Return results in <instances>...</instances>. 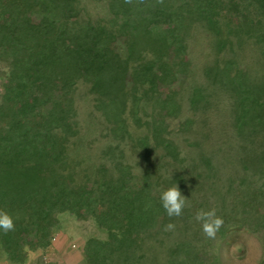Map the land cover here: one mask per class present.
Segmentation results:
<instances>
[{
  "label": "trees",
  "instance_id": "16d2710c",
  "mask_svg": "<svg viewBox=\"0 0 264 264\" xmlns=\"http://www.w3.org/2000/svg\"><path fill=\"white\" fill-rule=\"evenodd\" d=\"M0 210L9 264L63 214L93 226L80 264H228L238 231L264 264V0H0Z\"/></svg>",
  "mask_w": 264,
  "mask_h": 264
},
{
  "label": "rangeland",
  "instance_id": "374dc122",
  "mask_svg": "<svg viewBox=\"0 0 264 264\" xmlns=\"http://www.w3.org/2000/svg\"><path fill=\"white\" fill-rule=\"evenodd\" d=\"M88 10L93 15L106 14L104 4H90ZM92 231L93 226L90 222H78L70 215H61L60 227L52 234L50 244L44 251L34 254L28 264H42V252L46 255L48 264H80L79 248ZM228 242L230 245L227 246V243L220 250L228 264H258L260 261V243L253 235L243 231L234 232L229 236ZM238 247L241 248L240 251H237Z\"/></svg>",
  "mask_w": 264,
  "mask_h": 264
},
{
  "label": "clouds",
  "instance_id": "9594fccd",
  "mask_svg": "<svg viewBox=\"0 0 264 264\" xmlns=\"http://www.w3.org/2000/svg\"><path fill=\"white\" fill-rule=\"evenodd\" d=\"M126 2H129V0H126ZM160 202L169 218L180 217L185 207L190 206L189 199L182 195L180 188L176 184L161 192ZM194 220L200 223L202 233L209 239H214L224 224L223 218L217 215L216 208L198 210L194 215ZM14 228L15 224L11 215L6 211L0 210V229L7 233L13 231ZM174 229V223H168L164 228L165 231Z\"/></svg>",
  "mask_w": 264,
  "mask_h": 264
},
{
  "label": "crops",
  "instance_id": "0c3cea01",
  "mask_svg": "<svg viewBox=\"0 0 264 264\" xmlns=\"http://www.w3.org/2000/svg\"><path fill=\"white\" fill-rule=\"evenodd\" d=\"M0 264H9V263H7L5 260H4V258H3V256L0 254Z\"/></svg>",
  "mask_w": 264,
  "mask_h": 264
}]
</instances>
